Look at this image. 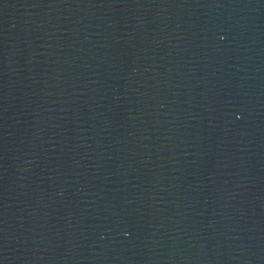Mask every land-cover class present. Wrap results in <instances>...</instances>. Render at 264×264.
Returning <instances> with one entry per match:
<instances>
[{
	"label": "water",
	"instance_id": "95a60500",
	"mask_svg": "<svg viewBox=\"0 0 264 264\" xmlns=\"http://www.w3.org/2000/svg\"><path fill=\"white\" fill-rule=\"evenodd\" d=\"M201 3L264 175V0H201Z\"/></svg>",
	"mask_w": 264,
	"mask_h": 264
}]
</instances>
